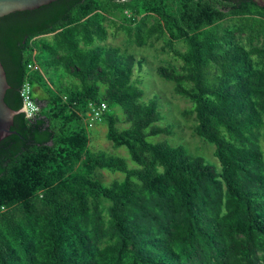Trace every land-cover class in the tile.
Segmentation results:
<instances>
[{"label":"trees","instance_id":"trees-1","mask_svg":"<svg viewBox=\"0 0 264 264\" xmlns=\"http://www.w3.org/2000/svg\"><path fill=\"white\" fill-rule=\"evenodd\" d=\"M112 17L138 46L166 37L181 64L155 72L191 100L220 169L150 140L170 125L133 79L142 59L103 43ZM0 61L6 104L23 106L24 83L39 104L0 140V264H264V0H55L0 17ZM101 102L135 167L90 148L84 116Z\"/></svg>","mask_w":264,"mask_h":264},{"label":"rangeland","instance_id":"rangeland-1","mask_svg":"<svg viewBox=\"0 0 264 264\" xmlns=\"http://www.w3.org/2000/svg\"><path fill=\"white\" fill-rule=\"evenodd\" d=\"M262 3L263 0H256ZM118 21L116 17L107 18L105 25L108 27V36L103 43L114 45L127 53L135 54L137 58L142 59V66L135 67L133 79H138L140 87L143 89V99L148 100L155 98L158 109L161 111L163 118L160 121L162 125H170L171 133L169 135L160 134L150 140L166 139L170 144H182L187 152L191 155H200L205 158L207 163L215 165L220 169V164L217 158L213 155L214 145L203 141L195 132L196 119L194 113L188 112L192 107V102L189 98L180 96L174 91V84L161 78L155 72L157 65H167L179 68L181 61L170 54L168 47L165 44L166 37L160 39L150 38L145 44L138 46L133 39H130L126 32L118 31L115 35L112 34L113 22ZM152 22V19L149 23ZM226 25H231V17L224 20ZM236 39L243 44H248L245 34L235 33ZM256 42V41H254ZM261 44V41L258 42ZM176 48L183 50L184 43L182 41L175 42ZM116 113L121 116L120 108H114ZM119 126H124L118 123ZM89 146L92 150H103L108 154L118 155L126 159L129 167H135L136 164L130 159L127 149L123 146L114 148L110 141L106 138V123L104 120L98 122L94 127L89 129ZM262 149L264 150V142L262 141ZM95 176L109 184L115 180H122L124 174L120 171H110L107 169L95 170ZM107 239H103L102 244H105Z\"/></svg>","mask_w":264,"mask_h":264},{"label":"water","instance_id":"water-1","mask_svg":"<svg viewBox=\"0 0 264 264\" xmlns=\"http://www.w3.org/2000/svg\"><path fill=\"white\" fill-rule=\"evenodd\" d=\"M53 1L55 0H0V17L14 11L32 10ZM8 88L6 72L0 61V140L15 133L11 130L13 118L18 113H25L24 105L14 110L6 104L4 96Z\"/></svg>","mask_w":264,"mask_h":264},{"label":"built area","instance_id":"built-area-1","mask_svg":"<svg viewBox=\"0 0 264 264\" xmlns=\"http://www.w3.org/2000/svg\"><path fill=\"white\" fill-rule=\"evenodd\" d=\"M32 69H37L38 64L33 62L28 65ZM23 98V105L25 107V114L27 117H33L39 111V104L35 102L31 95V89L29 83H24L21 92ZM107 105L105 102H101L98 105L95 103H89L88 109L84 116V122L88 128L94 127L98 122L102 121V115L106 111Z\"/></svg>","mask_w":264,"mask_h":264}]
</instances>
